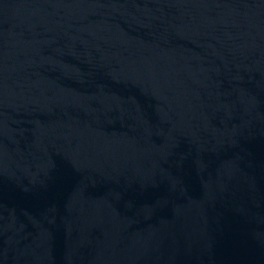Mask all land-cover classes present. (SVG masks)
<instances>
[{
  "label": "water",
  "instance_id": "95a60500",
  "mask_svg": "<svg viewBox=\"0 0 264 264\" xmlns=\"http://www.w3.org/2000/svg\"><path fill=\"white\" fill-rule=\"evenodd\" d=\"M0 264H264V0H0Z\"/></svg>",
  "mask_w": 264,
  "mask_h": 264
}]
</instances>
